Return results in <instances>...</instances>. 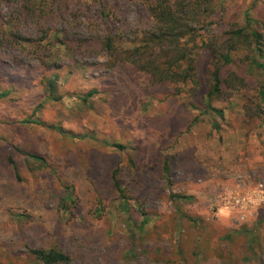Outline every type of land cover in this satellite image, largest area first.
<instances>
[{
	"label": "rangeland",
	"instance_id": "1",
	"mask_svg": "<svg viewBox=\"0 0 264 264\" xmlns=\"http://www.w3.org/2000/svg\"><path fill=\"white\" fill-rule=\"evenodd\" d=\"M212 2L205 37L262 4ZM66 6L44 30L21 28L42 39L45 64L26 44L0 48V264H41L31 252L39 248L67 254L61 264H264V73L251 66L248 41L233 38L230 55L251 86L212 98L218 114L206 107L205 84L176 89L132 65L109 66L103 51L81 56L48 43L62 30L136 43L152 26L140 0ZM9 11L0 0V16ZM212 65L201 51L204 81ZM54 74L56 100L45 92ZM114 168L128 211L111 185Z\"/></svg>",
	"mask_w": 264,
	"mask_h": 264
},
{
	"label": "trees",
	"instance_id": "2",
	"mask_svg": "<svg viewBox=\"0 0 264 264\" xmlns=\"http://www.w3.org/2000/svg\"><path fill=\"white\" fill-rule=\"evenodd\" d=\"M8 3L10 11L7 16H0V48L8 46L13 49L24 48L23 44L33 48L34 59L45 64L42 39L33 40L24 37L21 28L26 24H34L40 29L49 21L61 16L67 7V0H2ZM146 7L151 21V28L141 35L139 40L124 43L116 33L106 31L95 38L80 37L66 30L53 35L48 43L61 45L66 51L76 55L88 56L103 51L107 55L109 66L129 64L138 71L145 73L154 83H167L174 88L184 86L194 90L200 85L208 87L206 93V107L221 114L211 106V99H226L227 90L231 87L251 86L252 80L246 79L242 69L231 57L230 52L234 45L233 38H243L248 41L252 54L250 64L253 68L264 73V0L260 6L254 4L243 14V21L219 36H202L199 27L211 24V17L215 10L212 0H140ZM251 9V10H252ZM47 29V28H46ZM45 29V30H46ZM46 38V36L44 37ZM49 47V46H47ZM201 51L207 52L213 59V67L209 71L207 81L198 74L197 62ZM51 63H48L47 66ZM57 75L54 74L46 81L45 92L51 99H59L56 95ZM94 92L90 91L87 96ZM261 99L264 92L259 91ZM4 96L0 93V97ZM87 97L84 96L83 100ZM36 122V121H35ZM56 128V127H55ZM112 147L121 149L122 145L112 143ZM35 160L42 161L36 154H27ZM8 163L16 174V167L11 158ZM163 171L167 165H163ZM18 178V177H17ZM111 185L123 200V210L128 211L127 199L123 195V187L119 178V169L110 172ZM169 182V181H168ZM172 199H189L186 195L171 193ZM71 193H68V199ZM66 209V208H65ZM67 210V209H66ZM32 254L41 264L67 263L69 256L56 248L33 249Z\"/></svg>",
	"mask_w": 264,
	"mask_h": 264
}]
</instances>
